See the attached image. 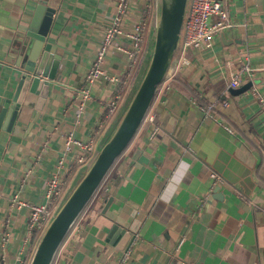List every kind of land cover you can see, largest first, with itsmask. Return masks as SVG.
I'll return each instance as SVG.
<instances>
[{
    "label": "crops",
    "instance_id": "1",
    "mask_svg": "<svg viewBox=\"0 0 264 264\" xmlns=\"http://www.w3.org/2000/svg\"><path fill=\"white\" fill-rule=\"evenodd\" d=\"M41 1L56 11L49 38L62 59L29 135L22 138L35 96L28 102L26 97L13 134H0V264H28L35 247L28 209H16L12 197L43 203L62 134H91L103 115L99 101L118 99L116 119L150 54L158 6L153 0L143 54L137 55L123 36L130 57L115 48L106 51V73L116 82L100 79L91 85L94 102L77 121V95L118 0H0V109L12 98L18 79L10 50L21 38L22 22ZM126 1L123 26L128 27L139 18L143 0ZM223 5L230 28L214 37L212 48L187 53L178 74L188 85L171 88L168 83L167 89H158L150 107L157 117L156 135L149 139L150 123L139 128L53 264L117 262L122 251L109 235L116 225L130 234L126 246L133 245L126 264H264V110L252 94L254 88L264 97V0H223ZM242 62L254 73L250 79L243 76L242 85H252L234 95L229 82ZM191 93L215 104L211 118L191 103ZM12 135L22 139L11 141ZM83 169L67 180L65 194ZM209 171L226 184L212 186Z\"/></svg>",
    "mask_w": 264,
    "mask_h": 264
},
{
    "label": "water",
    "instance_id": "2",
    "mask_svg": "<svg viewBox=\"0 0 264 264\" xmlns=\"http://www.w3.org/2000/svg\"><path fill=\"white\" fill-rule=\"evenodd\" d=\"M187 3L188 0H158L146 69L109 137L101 143L92 162L41 233L28 264H53L65 238L91 203L114 163L132 142L177 54ZM55 13L54 8L41 1L28 20L22 22L21 38L13 44L9 55L18 79L12 98L1 104L0 134H13L19 112L26 105V97L27 102L33 96L36 100L31 122L22 138L29 135L40 119L50 85L58 78L62 59L49 38ZM251 85V82L246 83L231 92L242 94ZM22 138L12 135L11 141L20 142ZM111 201L108 199L107 206ZM109 235L111 243L115 242L116 249L121 251L130 239L129 232L117 225L112 227Z\"/></svg>",
    "mask_w": 264,
    "mask_h": 264
},
{
    "label": "built area",
    "instance_id": "3",
    "mask_svg": "<svg viewBox=\"0 0 264 264\" xmlns=\"http://www.w3.org/2000/svg\"><path fill=\"white\" fill-rule=\"evenodd\" d=\"M152 3L153 0H143V7L139 12V18L127 27L125 25L123 26V21L128 14V2L126 0L117 1L114 16L101 38L90 70L84 77V86L77 95L78 105L75 114L77 121L86 117L89 106L94 102V97L90 94L89 87L100 79L107 80L111 83L116 82V78L108 76L106 73V51L109 48H115L124 57H130V52L128 49H124L120 36L127 37L130 40L137 55L143 54L146 28L149 25L152 15ZM230 26V23L227 21V13L223 5V0H188L177 56L168 69L159 89L168 88V83L179 73L182 66L187 62V53L189 51H205L212 48L214 37L218 33L229 29ZM253 74V71L250 70L248 65L242 62L240 68L233 74L229 82L230 87L233 89L239 88L242 85V77L246 76L247 79H250L253 77ZM252 94L261 109L264 110V97L254 88L252 89ZM118 103V99L99 101L103 115L96 122L91 134L87 137H76L74 132L70 130L62 134V147L57 157L54 171L45 180L44 201L42 204L33 205L18 196L12 197L11 202L16 209H28V232L30 234L35 232L38 233V236L41 235L64 199L67 180L72 178L74 172L79 168L86 169L90 165L103 141L102 137L106 128L117 114ZM191 103L198 105L205 117L211 118L212 111L215 108L214 103L205 104L201 102L197 93H193ZM222 106H227V103L223 102ZM146 123L151 124L149 139H152L156 135L159 127L155 122V115L150 112V109L145 115L142 125ZM209 176L212 186L226 184L225 180L214 172L209 171ZM2 240L6 241L7 235L6 237H2ZM132 248L133 245L128 244L122 250L117 262L113 264H126L131 258Z\"/></svg>",
    "mask_w": 264,
    "mask_h": 264
},
{
    "label": "trees",
    "instance_id": "4",
    "mask_svg": "<svg viewBox=\"0 0 264 264\" xmlns=\"http://www.w3.org/2000/svg\"><path fill=\"white\" fill-rule=\"evenodd\" d=\"M148 60H149V54L146 55V63H145V65H144V67L139 71L138 75L136 76V78H137V79H136V83H135L134 86H132V88L130 89V91H129V93H128V96H127V98H126V100H125V103H124L123 106H122V109H121L120 113L117 115L116 119H115L114 122H113L112 130H113L114 127L116 126V124H117L119 118L121 117L123 111L125 110L127 104L129 103V101H130V99H131V97H132V95H133V93H134V91H135V89H136V87H137V85H138V83H139V81H140V79H141V77H142V75H143L145 69H146V66H147ZM178 82H180V83H178ZM179 84L188 85L187 80L181 78L179 74L176 75V76H175V77L169 82V86H171V88H179ZM180 88H182L181 85H180ZM192 96H193V94L191 93V94L189 95V97H192ZM155 122L157 123V117L155 118ZM109 135H110V134L106 135V136L104 137L103 141H105V140L109 137ZM103 141H102V142H103ZM84 170H85V168L82 170V172H81L82 174H81L79 177L77 176V178L73 181V183H72V185L69 187V189H70L71 187L73 188V186H74V185L77 183V181L81 178V176L83 175ZM78 175H79V174H78ZM72 188H71V189H72ZM69 189L66 191L67 194L71 191V190L69 191ZM67 194L64 195V196L66 197ZM65 197H64V199H65ZM103 198H104V199L106 198V194H103ZM37 238H38V233L33 232V233L31 234V236H30V242H31L30 245H32L31 247H33V246L35 245V243H36V241H37Z\"/></svg>",
    "mask_w": 264,
    "mask_h": 264
},
{
    "label": "rangeland",
    "instance_id": "5",
    "mask_svg": "<svg viewBox=\"0 0 264 264\" xmlns=\"http://www.w3.org/2000/svg\"><path fill=\"white\" fill-rule=\"evenodd\" d=\"M81 174H82V173L79 172L78 177H79ZM71 188H72V187H71ZM71 188L69 189V191L71 190ZM66 194H67V193H66ZM66 194H65V195H66ZM64 197H65V196H64ZM59 206H60V205H59ZM39 237H40V235L38 236V239H39ZM38 239H37V240H38Z\"/></svg>",
    "mask_w": 264,
    "mask_h": 264
}]
</instances>
